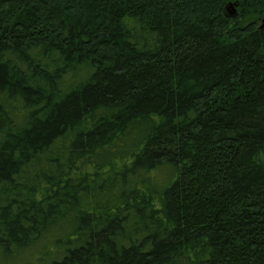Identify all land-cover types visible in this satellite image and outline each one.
Instances as JSON below:
<instances>
[{
    "label": "trees",
    "instance_id": "1",
    "mask_svg": "<svg viewBox=\"0 0 264 264\" xmlns=\"http://www.w3.org/2000/svg\"><path fill=\"white\" fill-rule=\"evenodd\" d=\"M263 20L0 0V264H264Z\"/></svg>",
    "mask_w": 264,
    "mask_h": 264
},
{
    "label": "water",
    "instance_id": "2",
    "mask_svg": "<svg viewBox=\"0 0 264 264\" xmlns=\"http://www.w3.org/2000/svg\"><path fill=\"white\" fill-rule=\"evenodd\" d=\"M228 12H229V14H230L231 16H233V15L236 13L235 5L230 4V5L228 6ZM262 27H264V20H263V26H262Z\"/></svg>",
    "mask_w": 264,
    "mask_h": 264
},
{
    "label": "rangeland",
    "instance_id": "3",
    "mask_svg": "<svg viewBox=\"0 0 264 264\" xmlns=\"http://www.w3.org/2000/svg\"><path fill=\"white\" fill-rule=\"evenodd\" d=\"M21 261H23V256H22V259H21ZM22 263V262H21Z\"/></svg>",
    "mask_w": 264,
    "mask_h": 264
}]
</instances>
